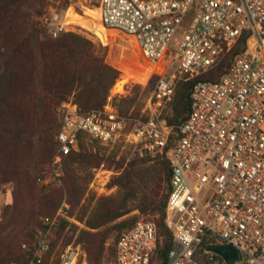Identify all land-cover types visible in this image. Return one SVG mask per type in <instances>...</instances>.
<instances>
[{"label":"built area","instance_id":"built-area-1","mask_svg":"<svg viewBox=\"0 0 264 264\" xmlns=\"http://www.w3.org/2000/svg\"><path fill=\"white\" fill-rule=\"evenodd\" d=\"M47 2L42 23L53 38L78 33L76 17L92 19L81 0H68L64 8L63 0ZM94 8L102 27L132 38L143 61L155 65L152 73H160L142 109L147 117L132 123L113 105L125 86L99 111L82 114L72 101L63 103L58 151L38 181L62 184L64 156L79 151L83 132L106 147L160 154L172 168L167 264H201L196 256L210 239L235 247L245 264H264V0H98ZM244 31V51L218 80L198 81L188 118L169 125L164 113L177 83L213 69ZM68 208L63 201L55 217L44 218L29 264L43 263L59 218L75 222ZM160 240L153 220L139 221L117 242L113 264H152ZM59 257L57 264H80L82 257L86 264L80 245L66 246Z\"/></svg>","mask_w":264,"mask_h":264},{"label":"trees","instance_id":"trees-1","mask_svg":"<svg viewBox=\"0 0 264 264\" xmlns=\"http://www.w3.org/2000/svg\"><path fill=\"white\" fill-rule=\"evenodd\" d=\"M39 4L42 6L37 7ZM67 6L68 0H63L61 8ZM49 8L47 0H0V183L9 181L14 184L18 201L14 206L23 209L11 229L0 237V264H29L37 248L36 232L45 229V217H55L64 193L69 202L68 217H72L81 204L91 177L81 175L80 170L100 166L103 162L109 166L114 163L100 152L89 151V144L99 142L83 132L78 136L79 151L64 156L62 184L52 182L45 185L38 181L44 177L45 171L51 170L53 157L58 151L59 107L72 101L82 114L102 110L120 76V72L105 62L104 56L97 54L92 42L83 36L63 32L56 38L51 37L42 23V16ZM32 14L36 18L31 24ZM29 28L37 36L35 44L29 40ZM247 36L248 31H244L213 69L192 80L177 83L174 99L164 113L169 125H180L188 118L194 85L201 80H218L244 51ZM102 49L104 53L107 51V47ZM140 89L141 86L136 85L133 89L135 96H124L117 104L122 115H129L132 107L134 111L130 117L139 115L143 106L141 97L138 98ZM148 92L147 87L143 96L146 97ZM35 134L39 136V148L33 155L29 140ZM32 159L34 175L27 164ZM123 164L124 159L118 162L119 167ZM171 178L172 168L165 156L147 154L132 159L123 173L110 183V186H117V197L109 204H99L88 215L87 227L98 230L134 210L149 218L158 215L153 221L161 240L152 254V264H167L173 239L165 224ZM34 183L38 213L27 212V198L33 192ZM81 207L76 217L83 221L88 206L83 204ZM139 221L133 216L108 229L91 232L79 229L61 217L53 228L55 238L42 264H57L61 252L70 244L81 245L89 264H102L105 257L113 264L117 242ZM110 237H113V243L106 247ZM60 239L61 247L53 255ZM210 240H206L198 251L197 260L201 264H226L219 255L206 251L209 247L219 246L215 239Z\"/></svg>","mask_w":264,"mask_h":264},{"label":"rangeland","instance_id":"rangeland-1","mask_svg":"<svg viewBox=\"0 0 264 264\" xmlns=\"http://www.w3.org/2000/svg\"><path fill=\"white\" fill-rule=\"evenodd\" d=\"M202 2V0H197V3L199 4ZM38 3V2H37ZM36 3V4H37ZM98 3V0H81V5L85 9V15L92 17V19H88L86 17H76L73 19L77 22V25H80L77 27L78 35L83 36L84 38L88 39L92 42V44L95 47V51L99 55H103L105 62L113 66L115 69H117L120 72V76L115 82L114 86L110 90L111 96L115 95L116 93H119L122 91L123 87L125 86L122 93L124 94H116L113 98V105L117 108V110L120 112L118 103L123 99L124 96H135V92L133 91L134 87L136 85L141 86L140 92L138 94V98L141 97V102H143V106L139 111L138 116H131L130 114H133L134 107L131 108L129 115H124L127 118L130 119L132 123H135V120H144V114L142 112V109L144 108V105L146 103V100L151 95L154 85L157 82L158 79V73H155L153 70H155V65L149 64L143 61L139 54V50L136 47L134 41L132 38L119 33L117 31L109 30L104 27H101L98 25L99 18L96 16L97 9L94 8V5ZM42 6L41 4L37 5V7ZM192 13L187 15V18L184 20V24H186L190 18ZM35 14H32L29 22H31L33 19H35ZM182 26V30L184 27ZM181 30V31H182ZM178 34L180 36L181 34ZM28 37L32 44H35L37 40V36L34 34V32L31 31L29 28L28 31ZM103 47H107V51L104 53ZM151 71V73L148 75L147 82L145 81L142 83L139 81V79H131L128 84H125V81L129 80L131 76L136 75H142L143 73H147V71ZM149 88L148 95L146 97L143 96V90L145 88ZM121 113V112H120ZM31 152L33 155H35L36 151L39 148V136L38 134L33 135L29 140ZM25 149V148H24ZM80 149V147H79ZM89 151H97L100 152L102 155H105V157H110L114 163H112L111 166H109L108 163L103 162L100 166L97 167H85L83 170H80V174L83 176H89L91 177L89 184L87 185V189L85 191L84 197L82 198L81 204L76 207L75 214L71 217L75 219V222H70V224L76 225L79 227V229H88L91 232H99L105 229H108L112 225H114L116 222L129 219L133 216H137L138 220H153L154 217H158V215L154 217H146L143 215H140V212L138 210H134L130 214L118 219L117 221L113 222L112 224H108L106 226H103L99 228L98 230H91L87 227V217L90 213L94 211V209L99 204H109L112 198L117 197L118 194V188L117 186H110L111 181L113 178L117 175H120L123 173L124 168L126 165L134 158L136 157H143L145 154H141L140 151L134 150L130 147H123L122 145H116L112 148L106 147L102 144H89L88 146ZM124 159V164L122 167L118 166V162ZM28 170L31 172V175H34V161L28 160ZM33 184V192L32 194L27 198V212L35 211V213H38V205L36 203V197H37V190L35 189L36 185ZM14 184L12 182H6L4 184L0 183V237L4 234V232L11 229L13 224L16 222L17 215L23 210L22 206L16 205L18 204V201L15 199L14 195ZM63 201H66L67 204H69L67 200V194L64 193L62 197V201L60 203V206ZM88 206V211L86 213V217L83 221H80L79 218L76 217L77 213L82 209V205ZM69 226L65 230L64 233L67 232ZM62 239H60L57 243L56 250L53 255L57 253V249L61 247ZM113 243V237H110L106 242V247H109ZM75 245V244H70ZM81 246V245H80ZM82 251L85 253L83 248L81 247ZM54 259L56 256H53ZM84 257H82V260ZM81 260V262H82ZM85 260L86 264H89L87 261V255L85 253ZM80 264H83L81 263ZM102 264H112V260L108 257H105ZM237 264H245L244 261L242 263Z\"/></svg>","mask_w":264,"mask_h":264},{"label":"water","instance_id":"water-1","mask_svg":"<svg viewBox=\"0 0 264 264\" xmlns=\"http://www.w3.org/2000/svg\"><path fill=\"white\" fill-rule=\"evenodd\" d=\"M209 251L223 258L226 264L242 263L241 253L232 245L224 244L208 248Z\"/></svg>","mask_w":264,"mask_h":264},{"label":"bare ground","instance_id":"bare-ground-1","mask_svg":"<svg viewBox=\"0 0 264 264\" xmlns=\"http://www.w3.org/2000/svg\"><path fill=\"white\" fill-rule=\"evenodd\" d=\"M97 12L98 13L96 14V16L99 18L98 25H100L102 27V25L100 23V12H99V9H97ZM151 71H152V69L150 71H147V73H143L140 76L139 75L131 76V78L129 80L125 81V84H128L131 79H139V81H141L142 83H144L148 79V75L151 73Z\"/></svg>","mask_w":264,"mask_h":264},{"label":"crops","instance_id":"crops-1","mask_svg":"<svg viewBox=\"0 0 264 264\" xmlns=\"http://www.w3.org/2000/svg\"><path fill=\"white\" fill-rule=\"evenodd\" d=\"M155 73H158V72H155ZM148 80V79H147ZM147 80H146V82H147Z\"/></svg>","mask_w":264,"mask_h":264}]
</instances>
